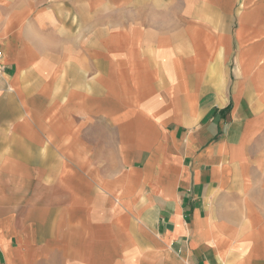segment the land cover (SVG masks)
<instances>
[{"label": "crops", "instance_id": "obj_1", "mask_svg": "<svg viewBox=\"0 0 264 264\" xmlns=\"http://www.w3.org/2000/svg\"><path fill=\"white\" fill-rule=\"evenodd\" d=\"M0 264H264V0H0Z\"/></svg>", "mask_w": 264, "mask_h": 264}, {"label": "built area", "instance_id": "obj_2", "mask_svg": "<svg viewBox=\"0 0 264 264\" xmlns=\"http://www.w3.org/2000/svg\"><path fill=\"white\" fill-rule=\"evenodd\" d=\"M2 56H3V52H2V50L0 49V68H1V59H2Z\"/></svg>", "mask_w": 264, "mask_h": 264}]
</instances>
